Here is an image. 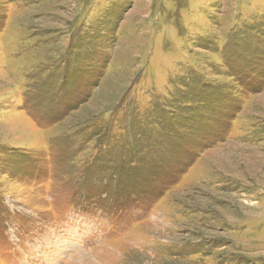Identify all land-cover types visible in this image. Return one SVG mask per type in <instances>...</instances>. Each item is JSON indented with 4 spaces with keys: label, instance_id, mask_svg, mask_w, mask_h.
Returning <instances> with one entry per match:
<instances>
[{
    "label": "rangeland",
    "instance_id": "rangeland-1",
    "mask_svg": "<svg viewBox=\"0 0 264 264\" xmlns=\"http://www.w3.org/2000/svg\"><path fill=\"white\" fill-rule=\"evenodd\" d=\"M263 87L264 0H0V264H264Z\"/></svg>",
    "mask_w": 264,
    "mask_h": 264
},
{
    "label": "trees",
    "instance_id": "trees-1",
    "mask_svg": "<svg viewBox=\"0 0 264 264\" xmlns=\"http://www.w3.org/2000/svg\"><path fill=\"white\" fill-rule=\"evenodd\" d=\"M263 89H264V87L261 88L260 90L263 91ZM224 92H228V89H227L225 86H222V85H216V86H213V88H212V89L206 94V96H205V95H201V96H200V98L198 99V105H203V106L208 105V107H213V105L215 104L214 96H218L220 93H224ZM210 98H212V100H211L210 102H208V100H209ZM184 104H188V103L185 102ZM237 104H238V106H239L240 101H237ZM203 109H209V108L203 107ZM215 122H218V120L215 121ZM212 145H214V144H212ZM194 159H195V158H194ZM191 162H193V160H192ZM191 162H190V163H191ZM185 165H186V164H185ZM185 165L182 167V170H180L178 176L184 174L185 170L187 169V167L185 168ZM187 166H188V165H187ZM139 176H140V175H139ZM174 181L177 182V181H178V177H175V180H174ZM161 182H162V181H161ZM169 184L172 185V183H169ZM171 185H170V186H171ZM170 186H169V187H170ZM169 187H168V188H169ZM164 190H167V188H165ZM124 194H126V193H124ZM161 196H163V194H162ZM161 196H160V197H161ZM145 204H146V203H145Z\"/></svg>",
    "mask_w": 264,
    "mask_h": 264
}]
</instances>
